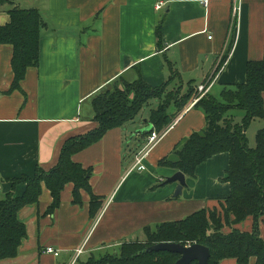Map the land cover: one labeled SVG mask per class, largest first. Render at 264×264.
<instances>
[{
  "label": "crops",
  "instance_id": "1",
  "mask_svg": "<svg viewBox=\"0 0 264 264\" xmlns=\"http://www.w3.org/2000/svg\"><path fill=\"white\" fill-rule=\"evenodd\" d=\"M10 1L0 6V25L8 21L13 6L37 9L45 25L39 63L26 69L18 88H12V46L0 44V198L12 190L10 179L32 177L36 168L50 169L67 138L96 126L91 101L118 76L140 74L150 86L166 82L168 88L178 85L183 91L203 85L205 92L218 96L225 86L244 82L247 61L260 59L264 52V0H240L237 13L232 12V0H210L208 9L197 0ZM160 2L162 8L156 9ZM195 102L179 112L173 109L174 119L145 157L144 171L128 172L134 153L124 147V139L130 135L133 144L139 138L146 141L137 132L147 124L145 106L133 121L73 154L75 162L92 170V191L100 197L95 216H89L85 191L81 205L71 202V184L61 191L55 212L46 214L52 197L42 183L38 202L17 213L26 228L17 255L0 264L84 263L117 251L123 241H143L146 227L153 230L162 222L218 206L230 192L223 180L227 153L199 164L194 177L185 176L181 195L174 196L177 182L160 184L176 171L158 161L204 125ZM232 115L240 121L243 113L234 110ZM24 189L18 184L13 193L19 196ZM251 223L247 217L236 227L249 230ZM259 231L264 240V215ZM49 246L58 256L44 252ZM78 247L83 251L72 262ZM219 264L238 263L227 258Z\"/></svg>",
  "mask_w": 264,
  "mask_h": 264
},
{
  "label": "trees",
  "instance_id": "2",
  "mask_svg": "<svg viewBox=\"0 0 264 264\" xmlns=\"http://www.w3.org/2000/svg\"><path fill=\"white\" fill-rule=\"evenodd\" d=\"M6 2L12 1L0 0V6ZM7 13L8 21L0 25V44L12 46V88H18L26 69L39 63L40 31L45 23L34 8L13 6ZM156 37L159 45V27ZM166 86V82L159 87L150 86L140 74L131 79L118 76L110 88L98 93L91 101L96 123L93 129L67 138L57 162L50 169L36 168L32 177L22 175L10 179L12 190L0 198V260L17 255L18 247L26 237L25 225L18 220L17 213L22 207L38 202L42 183L52 197L46 214L55 212L60 205L61 191L66 184H71V202L81 205V191H85L89 195V216H95L100 197L92 191V170L75 162L73 154L100 140L108 130L133 121L152 99H157V104L149 110L146 119V126H151V129L137 132L141 137H147L152 130L161 133L172 122L176 112L200 95L192 87L185 93L180 92L181 87L164 93ZM263 94L264 52L260 59L247 61L244 82L225 86L218 96L205 92L197 99L193 107L203 112V127L179 140L158 161L159 166L194 177L199 164L215 154L227 153L229 164L223 180L229 183L230 192L218 202V206L201 209L181 220L162 222L153 230L146 227L143 241H123L117 251L77 264L174 263L179 257L175 252L146 251L147 247L159 242L204 245L210 252L209 264H219L227 258L235 259L238 264H264V240L259 231L264 215V126L256 131L253 146H250L247 136L253 120L264 121ZM234 110L242 111L240 121L234 119ZM133 139L126 137L124 147H129L127 150L135 155L146 141L139 138L137 144H133ZM18 184L25 185V189L21 195L15 196L13 188ZM247 217L252 219L249 230L236 227ZM188 264L198 263L193 260Z\"/></svg>",
  "mask_w": 264,
  "mask_h": 264
},
{
  "label": "water",
  "instance_id": "3",
  "mask_svg": "<svg viewBox=\"0 0 264 264\" xmlns=\"http://www.w3.org/2000/svg\"><path fill=\"white\" fill-rule=\"evenodd\" d=\"M151 126H146L139 129V132L148 131ZM177 182L176 189L174 191V196L181 195L183 187L186 185L185 175L181 171H176L171 176L166 177L164 183H174ZM146 251H171L179 254L178 259L172 264H188L193 260H196L198 264H209V249L208 247L193 243L182 245L175 242H159L150 245L146 248Z\"/></svg>",
  "mask_w": 264,
  "mask_h": 264
},
{
  "label": "built area",
  "instance_id": "4",
  "mask_svg": "<svg viewBox=\"0 0 264 264\" xmlns=\"http://www.w3.org/2000/svg\"><path fill=\"white\" fill-rule=\"evenodd\" d=\"M197 1L202 5V7L204 9H208V7L210 5V0H197ZM239 5H240V0H232V12L233 13L238 12ZM162 6H163V3L160 2V3L155 5V8L160 9V8H162ZM198 88H199L198 92H200V95L198 97H196L193 101H197V99L205 93L206 89L203 87V85L199 86ZM161 135H162V132L159 133L155 130H152L147 135L145 145L134 155L133 162H132L131 166L129 167L128 172L132 171V170L144 171L146 169V166L144 164V159L148 155V153L152 149V147L157 143V141L159 140ZM82 251H83L82 247H78L77 249H75L72 262L78 258V256L80 255V253H82ZM44 252L51 253L54 256H57L59 254L58 250H56L50 246L45 247Z\"/></svg>",
  "mask_w": 264,
  "mask_h": 264
},
{
  "label": "rangeland",
  "instance_id": "5",
  "mask_svg": "<svg viewBox=\"0 0 264 264\" xmlns=\"http://www.w3.org/2000/svg\"><path fill=\"white\" fill-rule=\"evenodd\" d=\"M43 16V15H42ZM45 20V19H44ZM179 87H181V86H178V85H176V86H174V87H172V88H168V86H166V91L164 90V93L165 92H167L168 93V91H172V90H177ZM197 89H199V88H197ZM198 91V90H197ZM180 92H186V91H183L182 90V87H181V90H180ZM156 103H157V100L156 99H152L151 101H150V104H149V106H148V108H146L147 106H145L144 108H145V111H149L148 109H149V107H154L155 105H156ZM143 108V109H144ZM142 109V110H143ZM261 123H263L262 122V120H254V122L250 125V127H249V130H247V136H248V139H249V144H250V146H253L254 145V135H255V133H256V131L260 128V124ZM131 125H134V124H131ZM140 129V128H139ZM130 135H128V137H129ZM136 171V170H135ZM155 185H159V182H155L154 183Z\"/></svg>",
  "mask_w": 264,
  "mask_h": 264
}]
</instances>
